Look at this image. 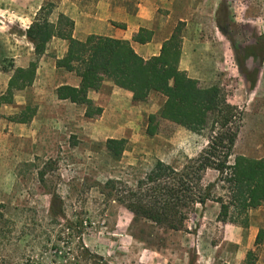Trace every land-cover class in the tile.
Segmentation results:
<instances>
[{"label": "rangeland", "instance_id": "obj_1", "mask_svg": "<svg viewBox=\"0 0 264 264\" xmlns=\"http://www.w3.org/2000/svg\"><path fill=\"white\" fill-rule=\"evenodd\" d=\"M98 1L0 0V94L12 70L34 60L33 46L22 34L41 7L51 11L54 22L58 14L93 13ZM115 1L130 11L139 9L140 0ZM156 13L161 27L180 29L179 68L202 87L217 86L243 113L230 163L246 142L264 146V0H177L171 10L159 7ZM66 43L50 40L38 61L37 79L1 108L0 264H70L80 256V243L109 264H246L249 251L257 264L263 248L252 249L249 227L263 218L259 211L248 213L246 224L243 218L221 222L219 206L208 202L190 213L186 229L172 231L134 219L107 201L101 190L107 180L132 187L157 161L180 169L207 146L209 133L161 120L157 133L148 136V116L157 115L165 101L158 93L131 102L101 87L89 94L102 109L93 118L84 116L83 106L51 104L54 87L68 79L66 71L54 69ZM238 61L249 78L253 70L256 79L261 75L260 93L252 95ZM26 106L36 109L31 121L9 120ZM108 139L126 141L120 157L108 152ZM216 175L208 171L205 180L213 182Z\"/></svg>", "mask_w": 264, "mask_h": 264}, {"label": "trees", "instance_id": "obj_2", "mask_svg": "<svg viewBox=\"0 0 264 264\" xmlns=\"http://www.w3.org/2000/svg\"><path fill=\"white\" fill-rule=\"evenodd\" d=\"M51 11L41 7L34 21L22 36L33 46L34 60L24 68L12 70L7 87L0 94V121L4 119L1 108L11 105L17 92L30 87L36 77L39 59L53 38L67 42L66 53L55 62L57 69L76 74L78 87L68 85L56 89L58 100L85 107L84 116L93 118L102 112L88 98L89 91H98L104 81L131 93L133 102H142L152 92L165 97L160 112L147 119L146 134L157 133L158 122L185 127L195 133H209L207 146L180 168L162 161L154 166L134 186L121 181L107 180L101 187L107 201H114L131 213L134 219H143L172 231L186 229V222L196 206L208 202L219 206L218 221L230 222L239 218L247 221L248 212L264 205V156L251 159L233 154L242 122V111L228 104L217 86L202 87L196 79L179 68L182 54L180 29L175 28L165 41L158 56L140 57L130 43L109 37L89 35L84 41L73 38L74 21L58 14L50 21ZM151 32L140 29L136 42L144 44ZM240 70L254 88L257 70L252 78L243 61ZM35 108L26 106L10 121L25 124L31 121ZM124 139H108L106 149L113 157H120L125 149ZM214 171L213 182L205 180L206 173ZM221 190L222 195L217 193ZM4 219V205L0 203V225ZM264 230L260 229L255 245H261ZM80 256L70 264H109L101 256L91 253L80 243ZM252 251L246 255V264H254Z\"/></svg>", "mask_w": 264, "mask_h": 264}, {"label": "crops", "instance_id": "obj_3", "mask_svg": "<svg viewBox=\"0 0 264 264\" xmlns=\"http://www.w3.org/2000/svg\"><path fill=\"white\" fill-rule=\"evenodd\" d=\"M176 2L177 0H140V4H138L139 9L130 11L127 8H124L123 6H119L120 4L117 5L118 3L115 0H99L97 2L95 12L81 14L82 17L80 18L69 17L74 21L73 38L79 41H84L89 35H98L117 40H125L130 43L134 51L143 59H149L151 57L158 56L163 43L170 38L174 31V28H169L166 26L164 29V27H161V18L157 16L158 14L156 13V9L162 7L167 10H171L174 4H176ZM157 21H159V23H156ZM140 29H145L151 32L150 41L144 44H139L138 42H136V36ZM162 35L166 36L162 37ZM58 40L64 41L61 39ZM64 46L65 48L63 53L60 57H57L56 59H59L65 55L67 43ZM54 69H57L56 66H54ZM57 70L59 71L61 69ZM37 74L38 73L36 71V76L38 77ZM37 77L35 78L37 79ZM65 77L68 79H65V81L60 82L57 86L54 87L53 91L51 92L49 97V101L51 104H55L56 102H69L65 100H58V98L56 97V89L59 86H79L80 78L76 74L67 72ZM257 78L258 79H256L254 88L252 89V95H256L262 90L263 83L261 80V75ZM104 86H108L111 88V96L113 94L123 95L126 96V98H128V100L132 102V95L130 92L114 86L110 81H104L101 87ZM91 92L96 93L95 91H89L88 98H90L89 94ZM239 136L240 134H238L236 142L234 144V151L237 145L239 144ZM236 156H243L251 159H261L264 156V146L258 148L250 144L249 142H246L244 148L239 151ZM256 211H259V214L262 215L263 218L260 219L259 222H250L249 237L250 243L253 245L252 249H256L260 246H262L263 248L262 256L259 257L257 261V264H261V258H264V239L261 245H255V239L258 231L260 229L264 230V205L259 208L250 210L248 213H250L251 215L253 212Z\"/></svg>", "mask_w": 264, "mask_h": 264}]
</instances>
